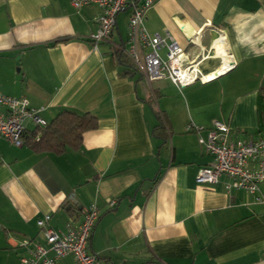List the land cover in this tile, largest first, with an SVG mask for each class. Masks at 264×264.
<instances>
[{
	"label": "crops",
	"instance_id": "1",
	"mask_svg": "<svg viewBox=\"0 0 264 264\" xmlns=\"http://www.w3.org/2000/svg\"><path fill=\"white\" fill-rule=\"evenodd\" d=\"M144 1L128 0L95 49L97 5L0 0V93L25 97L47 124L62 110L97 121L63 154L0 139V264H22L45 244L38 221L46 215L47 226L65 232L94 202L100 216L89 251L105 264H264V204L226 193L225 177L197 184L195 168L212 157L186 131L190 122L221 121L231 139L264 134V0L154 1L143 21L149 35L169 34L190 59L208 54L204 75L229 56L235 63L183 88L148 82L124 51L129 17Z\"/></svg>",
	"mask_w": 264,
	"mask_h": 264
},
{
	"label": "built area",
	"instance_id": "2",
	"mask_svg": "<svg viewBox=\"0 0 264 264\" xmlns=\"http://www.w3.org/2000/svg\"><path fill=\"white\" fill-rule=\"evenodd\" d=\"M75 9L87 5H97L102 13L97 20L95 32L89 40L96 49L97 45L110 38L116 25V16L128 4V0H70ZM155 0H145L135 6L128 23V38L124 51L135 70L148 82L169 79L178 88L195 82L206 83L235 66L231 56L210 75L202 74L199 63L205 56L202 52L190 59L169 34L161 37L149 35L143 26L144 16ZM168 40V41H167ZM166 49L165 58L160 50ZM218 70L220 72L212 75ZM207 76L209 79H204ZM207 80V81H206ZM32 124L41 130L47 122L39 115L38 109L29 107L25 97L8 96L0 93V139L15 147L24 145L27 125ZM186 131L197 134L199 146L212 157L206 166L194 170L197 184L214 186L225 177L223 183L226 193L241 191L253 196L258 203L264 204V196L259 193V186L264 183V134L256 138H230V128L221 121H215L210 127L186 125ZM205 132V137L201 133ZM39 134L35 136L38 140ZM109 207L115 205L114 199H106ZM100 216V208L94 202L81 210V221L65 232L56 231L47 226L49 216L38 221L43 244H35L28 254L21 258L22 264H58L65 256H70L73 264H105L96 254L89 251L92 230Z\"/></svg>",
	"mask_w": 264,
	"mask_h": 264
},
{
	"label": "trees",
	"instance_id": "3",
	"mask_svg": "<svg viewBox=\"0 0 264 264\" xmlns=\"http://www.w3.org/2000/svg\"><path fill=\"white\" fill-rule=\"evenodd\" d=\"M120 54V61L127 62L122 59L123 53ZM96 127L97 121L91 115L87 113L80 114L72 110H62L45 128L27 131L24 136V144L37 152L63 154L67 149H77L82 134ZM37 134H39L38 140L35 139Z\"/></svg>",
	"mask_w": 264,
	"mask_h": 264
},
{
	"label": "bare ground",
	"instance_id": "4",
	"mask_svg": "<svg viewBox=\"0 0 264 264\" xmlns=\"http://www.w3.org/2000/svg\"><path fill=\"white\" fill-rule=\"evenodd\" d=\"M219 71H221V70H219Z\"/></svg>",
	"mask_w": 264,
	"mask_h": 264
}]
</instances>
